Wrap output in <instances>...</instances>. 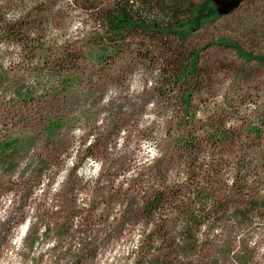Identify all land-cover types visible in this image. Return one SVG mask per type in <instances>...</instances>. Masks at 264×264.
Listing matches in <instances>:
<instances>
[{"label":"rangeland","instance_id":"1","mask_svg":"<svg viewBox=\"0 0 264 264\" xmlns=\"http://www.w3.org/2000/svg\"><path fill=\"white\" fill-rule=\"evenodd\" d=\"M194 1L100 62L113 0H0V264H264V0Z\"/></svg>","mask_w":264,"mask_h":264},{"label":"trees","instance_id":"2","mask_svg":"<svg viewBox=\"0 0 264 264\" xmlns=\"http://www.w3.org/2000/svg\"><path fill=\"white\" fill-rule=\"evenodd\" d=\"M196 5L194 0H113L111 6L98 14L99 24L104 33L95 40L99 50L95 57L100 62H112L128 36L143 35L153 39H163V42L171 39L185 40L188 33L182 34L178 26L193 20L196 22L194 19ZM199 52L192 50L187 62L182 66L183 83L187 82V75L195 77L198 73ZM241 55L245 58V55L242 53ZM190 96L191 89L181 95L185 112L190 107ZM217 132L218 137H223V132L220 130ZM189 143L192 146V142ZM163 199V192L150 198L144 205L143 213L149 219H153L161 209ZM152 235L153 232L147 234L148 237ZM141 264H162V262L147 254Z\"/></svg>","mask_w":264,"mask_h":264},{"label":"flooded vegetation","instance_id":"3","mask_svg":"<svg viewBox=\"0 0 264 264\" xmlns=\"http://www.w3.org/2000/svg\"><path fill=\"white\" fill-rule=\"evenodd\" d=\"M223 2H224V4H225V6H228V8L230 7H232V5H233V3L235 2V0H223ZM233 8H235V7H233ZM232 8V9H233ZM227 9V8H226Z\"/></svg>","mask_w":264,"mask_h":264},{"label":"water","instance_id":"4","mask_svg":"<svg viewBox=\"0 0 264 264\" xmlns=\"http://www.w3.org/2000/svg\"><path fill=\"white\" fill-rule=\"evenodd\" d=\"M239 2H240V0H235V2L233 3L232 7L231 8L229 7L227 9H232L233 7H236L239 4ZM227 9L223 10V12H227L228 11Z\"/></svg>","mask_w":264,"mask_h":264}]
</instances>
